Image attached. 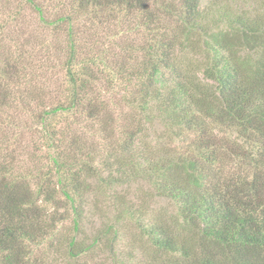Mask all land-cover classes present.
Instances as JSON below:
<instances>
[{
    "label": "trees",
    "instance_id": "1",
    "mask_svg": "<svg viewBox=\"0 0 264 264\" xmlns=\"http://www.w3.org/2000/svg\"><path fill=\"white\" fill-rule=\"evenodd\" d=\"M230 1L0 0V264H264V14Z\"/></svg>",
    "mask_w": 264,
    "mask_h": 264
},
{
    "label": "rangeland",
    "instance_id": "2",
    "mask_svg": "<svg viewBox=\"0 0 264 264\" xmlns=\"http://www.w3.org/2000/svg\"><path fill=\"white\" fill-rule=\"evenodd\" d=\"M230 4L235 10L239 12H250V14L255 15L264 14V0H233L230 1ZM136 187L138 186L136 184H133L130 189L119 187L117 191L123 192V194H126L130 198H132L136 194L134 192L135 190H137ZM142 195H144V197L147 199V205H150V207L154 210L166 205V202L150 196L149 192H147V190L144 188ZM92 198L93 200H95V202H93V200L91 199L90 203H88L86 206V211L84 213L82 222L83 233L80 235L86 241H90V238H92V236L96 233L97 228L102 225V223H100L101 216L103 214L107 216L110 215L109 202L107 200L108 198L106 194L93 195ZM95 205L97 206L95 207ZM130 240L132 239H129V241ZM126 244L127 242L123 241V244H120L119 246V249L124 256H126V253L128 251V248H124ZM99 248L100 246L98 247L97 251H93L86 257H80L77 260H69L66 256V249H64V247L59 248V251H55V253L53 249H48L49 256H47V262L48 264H85V261L87 260L90 264H115L112 260V257L114 256L113 253H115V251L112 253L107 249V247H104L101 250Z\"/></svg>",
    "mask_w": 264,
    "mask_h": 264
}]
</instances>
